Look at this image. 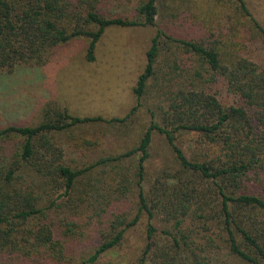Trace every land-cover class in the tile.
<instances>
[{
  "label": "trees",
  "instance_id": "1",
  "mask_svg": "<svg viewBox=\"0 0 264 264\" xmlns=\"http://www.w3.org/2000/svg\"><path fill=\"white\" fill-rule=\"evenodd\" d=\"M98 1L0 0V72H11L21 63L44 64L51 49L80 35L90 38L87 58L94 60L97 42L107 27L155 25L162 0L139 4L140 19L106 16L98 10ZM236 2L239 13L250 16L257 36L264 40V27L253 17L246 1ZM161 39L175 40L162 30L153 37L146 66L134 88L138 105L155 75ZM180 43L192 60L194 81L173 96L171 125L199 133L203 153L201 148L198 157H189L176 142L177 129L162 127L153 120L137 147L123 155L103 158L104 163L140 152L135 180L139 212L132 221L126 214L115 217V235L89 257L90 264L120 243L143 212L148 214L147 242L138 264H218L211 259L212 253L225 249L248 264H264V195L248 187L255 177L264 184V62L198 41ZM215 81L226 82L228 91L237 98L235 103L228 105L204 88ZM43 117L36 126L0 129V158L8 138H25L11 160L0 163V264L2 255L17 251L29 255L44 250L63 256L64 244L55 237L49 213L75 207L73 193L78 181L94 166L74 169L50 160L49 155L55 156L51 132L101 120V116H74L67 108L49 104ZM155 131L166 135L180 167L165 172L174 184L153 185L155 196L150 200L143 182ZM26 168L42 181L24 185L20 173ZM48 187L52 188L48 191L50 203L43 205L45 195L39 190ZM122 187L130 188L125 182ZM52 191L59 192V197L52 196ZM159 211L167 214L170 227L163 229L155 223ZM190 217L201 221L203 240L197 236L199 227L187 223Z\"/></svg>",
  "mask_w": 264,
  "mask_h": 264
},
{
  "label": "rangeland",
  "instance_id": "2",
  "mask_svg": "<svg viewBox=\"0 0 264 264\" xmlns=\"http://www.w3.org/2000/svg\"><path fill=\"white\" fill-rule=\"evenodd\" d=\"M144 1L99 0L97 8L106 16L140 19L137 7ZM245 1L253 17L264 27V0ZM159 30L175 40L161 39L155 75L138 105L134 88ZM256 33L250 16L239 13L236 0H162L158 3L155 25L107 27L97 42L94 60L87 58L90 38L80 35L51 49L44 64L21 63L11 72H0V129L40 124L49 104L67 108L74 116L102 117L51 132L55 156L49 155L50 160L74 169L94 165L78 181L73 193L77 198L75 207L53 209L49 213L55 237L64 244L63 256L44 250L29 255L17 251L2 255L1 264H90L89 257L115 235V217L126 214L132 221L139 212L135 180L140 152L114 161L101 160L137 147L153 120L162 127L177 129L171 125L172 98L182 86L194 81L192 60L180 40L215 45L231 54L243 53L264 62V40ZM204 88L228 105L237 99L228 91L226 82H209ZM134 107L137 109L131 112ZM174 134L189 157H198L201 148L203 153L199 133L177 129ZM24 140L21 136L8 138L0 163H8ZM179 167L166 135L155 131L145 164L143 184L147 198H154L155 183L174 184L175 180L165 172L172 173ZM20 176L24 185L42 181L29 168ZM260 181L255 177L248 187L264 195V184ZM123 182L130 186L129 190L122 187ZM51 189H37L45 195L43 205L50 203ZM52 193L54 197L60 194ZM154 221L163 229L171 226L163 211L156 212ZM187 223L199 227L197 236L203 240L205 230L201 221L190 217ZM147 225L148 214L143 212L126 230L123 240L103 253L95 264H138L147 242ZM211 257L218 264H248L226 249L212 253Z\"/></svg>",
  "mask_w": 264,
  "mask_h": 264
}]
</instances>
